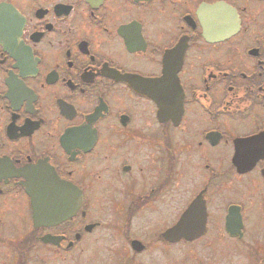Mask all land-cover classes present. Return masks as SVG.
<instances>
[{"label": "flooded vegetation", "instance_id": "1", "mask_svg": "<svg viewBox=\"0 0 264 264\" xmlns=\"http://www.w3.org/2000/svg\"><path fill=\"white\" fill-rule=\"evenodd\" d=\"M188 209L197 264H264V0H0V264H168Z\"/></svg>", "mask_w": 264, "mask_h": 264}, {"label": "water", "instance_id": "2", "mask_svg": "<svg viewBox=\"0 0 264 264\" xmlns=\"http://www.w3.org/2000/svg\"><path fill=\"white\" fill-rule=\"evenodd\" d=\"M44 178L42 184L45 186L44 189L52 191L50 195L43 194L42 197H38L35 192V184H33V187L29 191L33 207L34 225L39 223L54 224L74 213L71 210L73 199L70 196L68 184L53 177L48 172L44 174ZM188 213L189 209L179 218L175 225L165 230L162 233L163 238L169 242H176L181 238L192 240L201 233L200 231L202 230L189 228L190 225H196L197 222L189 221ZM49 238L53 237H46L44 239ZM134 244L135 241L132 242V245Z\"/></svg>", "mask_w": 264, "mask_h": 264}, {"label": "rangeland", "instance_id": "3", "mask_svg": "<svg viewBox=\"0 0 264 264\" xmlns=\"http://www.w3.org/2000/svg\"><path fill=\"white\" fill-rule=\"evenodd\" d=\"M190 248L191 247L189 246ZM189 247L185 248V244H171L167 248L168 250V255H169V263L168 264H197L195 262V258L188 254ZM159 254V251L155 248L154 254ZM152 264H160L161 260H156V259H151ZM114 262H110L108 260L101 262L100 260H94L91 264H112ZM119 264H129L130 262L127 263L126 258H122V260H118ZM30 264H69L68 262H62L58 258H49L46 260V262L43 263H36L34 260ZM71 264V263H70ZM131 264V263H130ZM133 264V263H132Z\"/></svg>", "mask_w": 264, "mask_h": 264}]
</instances>
